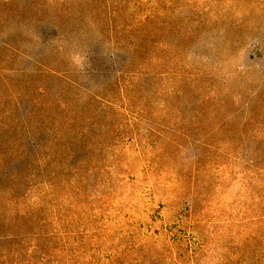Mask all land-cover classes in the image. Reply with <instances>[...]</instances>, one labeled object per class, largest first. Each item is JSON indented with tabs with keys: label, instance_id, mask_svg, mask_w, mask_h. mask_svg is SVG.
<instances>
[{
	"label": "rangeland",
	"instance_id": "obj_1",
	"mask_svg": "<svg viewBox=\"0 0 264 264\" xmlns=\"http://www.w3.org/2000/svg\"><path fill=\"white\" fill-rule=\"evenodd\" d=\"M0 145V264H264V0H0Z\"/></svg>",
	"mask_w": 264,
	"mask_h": 264
},
{
	"label": "trees",
	"instance_id": "obj_2",
	"mask_svg": "<svg viewBox=\"0 0 264 264\" xmlns=\"http://www.w3.org/2000/svg\"><path fill=\"white\" fill-rule=\"evenodd\" d=\"M1 145H0V191L3 190L2 188L7 187L6 184L10 181L11 174L13 173V171L3 172V162L2 161L4 160V158H6L9 152L7 151V149H3L2 147L3 145L2 146Z\"/></svg>",
	"mask_w": 264,
	"mask_h": 264
}]
</instances>
